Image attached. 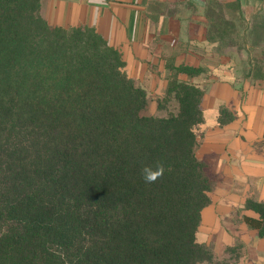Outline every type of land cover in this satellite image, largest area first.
I'll list each match as a JSON object with an SVG mask.
<instances>
[{
    "label": "trees",
    "instance_id": "trees-1",
    "mask_svg": "<svg viewBox=\"0 0 264 264\" xmlns=\"http://www.w3.org/2000/svg\"><path fill=\"white\" fill-rule=\"evenodd\" d=\"M240 7L241 0L209 5V39L223 40L215 11L226 17ZM248 32L264 36V15ZM151 52L155 105L121 51L94 28L49 22L41 0H0V264L247 257L239 237L220 248L198 238L203 209L228 184L219 157L199 155L207 70L180 62L176 49L159 62ZM253 70L264 76V64ZM158 162L163 177L145 183L141 169ZM245 205L259 213L246 221L264 235V201Z\"/></svg>",
    "mask_w": 264,
    "mask_h": 264
},
{
    "label": "crops",
    "instance_id": "crops-1",
    "mask_svg": "<svg viewBox=\"0 0 264 264\" xmlns=\"http://www.w3.org/2000/svg\"><path fill=\"white\" fill-rule=\"evenodd\" d=\"M214 1L217 0H53V15L54 22L66 28H94L121 51L127 72L137 78L141 76L138 67L146 63L137 49L148 45L147 39L154 36L155 42L148 45L152 46L154 62L166 59L176 49L180 62L206 68L209 78L204 74L200 78L210 80L209 94L213 81L229 83L226 91L212 92V104L204 110L211 128L205 133L199 155H217V170L228 184L216 190L212 203L203 209L198 238L210 241L211 236L231 224L233 236L250 249L239 264H264V235L254 227L256 221H246L257 220L259 213L245 205L251 198L264 201V76L255 75V60L249 53L244 74L237 67L239 52L230 50L237 45L223 44L226 51H220L222 40L209 39V5ZM238 13L247 20L248 31L253 17L264 15V0H241ZM226 17H230L229 11ZM249 47L250 42L247 52ZM146 69L154 83L155 76ZM223 108L234 115L221 121Z\"/></svg>",
    "mask_w": 264,
    "mask_h": 264
},
{
    "label": "rangeland",
    "instance_id": "rangeland-1",
    "mask_svg": "<svg viewBox=\"0 0 264 264\" xmlns=\"http://www.w3.org/2000/svg\"><path fill=\"white\" fill-rule=\"evenodd\" d=\"M232 11L229 10V12H230L229 18L230 19H226V17L221 13V11H215V13H214L215 17L213 20H216V19L218 21L221 20V22L224 23L223 25H221L223 28V32H220V33H221L223 40H222L221 46L219 47V50L220 51H222V50L226 51V48L223 44H226V43L236 44L237 48L230 49V50H233L235 53L239 52L240 60L237 64V67H239L238 70H241V71L243 70L242 72L244 74H246V72H247V53H249L252 56V58L255 60L256 64H259L260 66H262L264 64V36L259 37V38H255V40H254V38H253L254 35L251 34V32L246 31V29L248 27L247 26V20L240 17V15L237 13V11H234V10H232ZM41 12L49 20V22H51V23L54 22L55 18L53 15V0H41ZM222 16H224L225 19ZM252 22H253V20L251 21V24H252ZM218 35H216V36H218ZM153 38H154V36H151V37H149V39H147L148 45L153 44L155 42V39H153ZM249 42L251 44V47L248 48V52H247V44ZM148 45H146L144 48L141 47V48L137 49L138 53L141 54L140 56H142V57L145 56V58H148L149 51L152 49V46H148ZM141 67H142V70H141ZM146 67H147L146 63H142L140 68L138 67V70L140 69V72H141L140 73L141 76H140V78L139 77L138 78L142 81L144 86L149 91V95L153 99V105H155V100H156V96H157L156 93H157V89L159 88V85L155 82L153 83L151 78H148V71H147ZM204 75L208 76V78H209L210 74L208 73V71H206V73H204ZM203 78L204 77H202V79H201L202 84L205 85L204 87L208 90L209 84H211L210 80H206ZM255 81H256V79H255ZM207 83H209V84H207ZM214 86H216L217 88L214 89ZM228 88H229V83L225 82V83H218L217 84L216 81H213L211 90L213 89L212 92L214 94V93L219 92V91H216L218 89H220L222 92H224V90L226 91V89H228ZM212 92L210 94H209V92H207V94H206V98L204 99L205 109L208 108L212 104ZM223 109L225 110V112L223 113L224 114L223 117L225 119H230L234 115L233 111H230L227 108H223ZM234 110L235 111L238 110V107L236 104L234 105ZM210 128H211V125H209L208 123H205L202 127V132L206 133V131ZM224 229L225 230L223 232H219L218 234H215L213 237L211 236V240L213 239V241H214L215 245H217V247H219V246L223 247L224 244H229L232 242L233 233H231V232L233 231V225L230 224L228 226H225Z\"/></svg>",
    "mask_w": 264,
    "mask_h": 264
},
{
    "label": "clouds",
    "instance_id": "clouds-1",
    "mask_svg": "<svg viewBox=\"0 0 264 264\" xmlns=\"http://www.w3.org/2000/svg\"><path fill=\"white\" fill-rule=\"evenodd\" d=\"M165 172V166L162 162H158L155 167L144 166L141 169V175L145 183H154L162 178Z\"/></svg>",
    "mask_w": 264,
    "mask_h": 264
}]
</instances>
